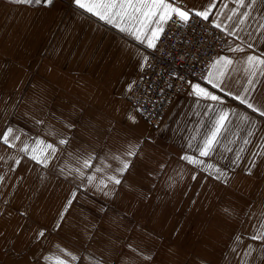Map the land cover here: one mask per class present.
Listing matches in <instances>:
<instances>
[{"label": "crops", "instance_id": "1", "mask_svg": "<svg viewBox=\"0 0 264 264\" xmlns=\"http://www.w3.org/2000/svg\"><path fill=\"white\" fill-rule=\"evenodd\" d=\"M210 3L206 21L230 39L151 127L127 97L153 48L71 0H0V133L20 137L0 142V264H264V116L236 99L264 108V0H183ZM114 155L129 161L122 175L106 167Z\"/></svg>", "mask_w": 264, "mask_h": 264}, {"label": "built area", "instance_id": "2", "mask_svg": "<svg viewBox=\"0 0 264 264\" xmlns=\"http://www.w3.org/2000/svg\"><path fill=\"white\" fill-rule=\"evenodd\" d=\"M229 36L206 20L187 23L173 16L156 47L148 51L142 73L128 94V103L151 127L159 126L175 96L191 83L206 82L210 67Z\"/></svg>", "mask_w": 264, "mask_h": 264}, {"label": "snow or ice", "instance_id": "3", "mask_svg": "<svg viewBox=\"0 0 264 264\" xmlns=\"http://www.w3.org/2000/svg\"><path fill=\"white\" fill-rule=\"evenodd\" d=\"M12 3H22L27 5H42V6H50L53 0H9ZM71 2L75 5L78 10H82L83 13L90 14L98 18L105 23L112 25L120 32L127 33L129 35H133L136 40H138L141 44H145L148 48H155L156 44L154 41L159 39V33L163 31V23H166L169 19H172L173 16L178 17L179 20L183 23H187L189 19L194 15L201 17L204 20H208L210 16L211 8L215 7L214 3H210V7L208 9H204L202 11H196L195 9H187L183 6V0H71ZM255 2V0H252ZM155 18V19H154ZM231 19V17H229ZM155 23L157 25L156 28H151V34L148 35L145 32V29L150 28V25ZM123 24H129L131 26L124 27ZM216 27H220L219 24ZM223 59V58H222ZM258 58L248 57L249 63H252L253 60ZM226 64H231V60H226ZM258 63L264 64V60H258ZM223 75V74H221ZM212 81L209 80V83ZM214 87H219V84H214ZM192 87L195 90V94L197 96L206 97L211 100H219L220 97L208 92L204 88H202L199 84H194ZM245 92L248 89L244 90ZM236 99H239L242 104H246L248 108L252 109L254 112H259L261 116H264V108L256 107L252 103H249L246 99L237 96ZM134 121V117H129ZM227 119V115H221L219 120L217 121V126L215 131L211 133V136L205 141L203 147L199 149L200 156H208L213 150V145L217 141V136L220 133L224 121ZM37 123H42V121H37ZM71 127V125H69ZM15 130L12 127H8L5 131L0 133V142H3L6 145L14 146L10 143V140H19V135H15ZM67 141L65 139H61L59 143L64 144ZM43 141H39L38 145H43ZM46 148L52 149V152L55 153V148L48 144L45 146ZM191 147V145H190ZM138 145H129L127 151L123 154V156H134L137 154ZM21 151H27V145L21 149ZM36 149H33L35 152ZM33 159H37L39 161V157L33 155ZM91 159L89 157L84 161V167H91ZM112 159L118 162V166L113 168L111 164H107L106 167L109 170L114 171L118 174H123L129 167V161L124 159L120 155L112 156ZM182 159L187 160L191 164H203L202 160H198L194 157H182ZM46 162V161H45ZM212 166L209 165V168ZM100 168H97V171H100ZM219 171V170H217ZM83 174V173H81ZM222 174V173H221ZM89 181L91 182L94 177H89ZM108 180L114 184H120L121 180L117 175H112L108 177ZM106 186V185H105ZM75 194H73L74 198ZM72 203L70 199L68 201V205ZM67 209V205L65 210ZM61 218H63V213L61 214ZM260 228L264 229V223L260 225ZM38 236H44V232L41 231L38 233ZM261 236H264V232L261 233ZM260 238V237H254ZM131 247V246H130ZM136 251V249H132ZM75 259V257H73ZM147 258V257H145ZM57 264H64L63 261H57Z\"/></svg>", "mask_w": 264, "mask_h": 264}, {"label": "bare ground", "instance_id": "4", "mask_svg": "<svg viewBox=\"0 0 264 264\" xmlns=\"http://www.w3.org/2000/svg\"><path fill=\"white\" fill-rule=\"evenodd\" d=\"M217 55H218V54H217ZM215 58H216V57H215ZM214 61H215V59H214ZM214 61H213V62H214ZM212 64H213V63H212ZM211 66H212V65H211ZM169 106H170V105H169ZM168 108H169V107H168Z\"/></svg>", "mask_w": 264, "mask_h": 264}]
</instances>
